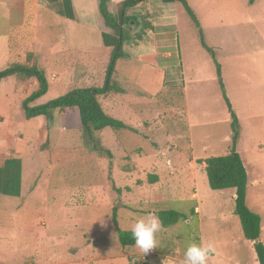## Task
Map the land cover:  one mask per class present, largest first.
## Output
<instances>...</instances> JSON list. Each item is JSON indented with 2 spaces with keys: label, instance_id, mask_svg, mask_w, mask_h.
<instances>
[{
  "label": "rangeland",
  "instance_id": "obj_1",
  "mask_svg": "<svg viewBox=\"0 0 264 264\" xmlns=\"http://www.w3.org/2000/svg\"><path fill=\"white\" fill-rule=\"evenodd\" d=\"M154 1L150 0L149 10L159 11ZM112 7L109 4L113 13ZM143 8L129 9L126 15L140 20L147 13ZM191 9L202 28L203 42L221 66L225 95L240 124L236 147L248 176L246 205L260 216L259 239L264 245V56H258L264 51L255 49L261 42L250 29L235 32L238 27L250 28V23L227 18L226 14L234 15L231 10L218 13L219 20L206 18L205 25L202 13ZM180 12L175 10L173 17L181 63L185 69L191 66L184 79L192 69L201 77L200 83L192 84L198 100L189 114L191 145L184 137L182 109L166 107L156 99L167 89L164 74L160 81L162 74L155 66L153 45L138 52L124 44L127 58L116 62L111 78L117 92L108 95L111 100L101 97L114 117L135 132L105 128L88 134L74 109L54 111L52 120L42 119L39 129L38 120L22 119L20 105L14 114L0 115V165L15 156L23 166L21 196H0V262L133 264V260L142 264L144 254L138 248L118 244L110 217L116 208L123 231H130L136 219L150 213L173 210L186 215L185 221L161 228L155 255L147 257L145 264H183L184 250L193 242L214 245L208 264H258L252 243L243 238L233 214L234 190H211L199 167L192 180L188 167L192 157L229 152L230 117L211 58L200 46L197 29L182 8ZM14 59L0 45V71ZM48 82L44 100L49 102L63 90L57 82L54 86ZM136 92L141 93L136 96ZM214 92L220 94L218 100ZM206 108L210 109L207 116ZM157 174L163 181L148 184L147 175Z\"/></svg>",
  "mask_w": 264,
  "mask_h": 264
},
{
  "label": "crops",
  "instance_id": "obj_2",
  "mask_svg": "<svg viewBox=\"0 0 264 264\" xmlns=\"http://www.w3.org/2000/svg\"><path fill=\"white\" fill-rule=\"evenodd\" d=\"M122 1L124 0H108V12L111 15H115L116 5ZM185 1L195 11L202 13L205 25L206 18L219 20L221 17H218V13L225 12L227 9L231 10L234 15L226 14L227 18H234L238 22L241 21L243 25L250 23V28L238 27L235 32L243 33V31H249L250 29L252 35L256 36V40L261 42L260 47L257 46L258 48L255 49L264 51V0H256L251 5H246L245 0ZM109 4H112V10H115L113 13L112 11L110 12ZM154 4L160 9L157 11L160 19L156 22L157 25H154L155 28L151 35L153 45L151 46L157 56L155 66L162 74L160 81H162L165 69L181 66L185 122L184 137L191 145L189 114L191 110L197 107L196 103L198 100L192 84L200 83L201 77L199 76V71L192 69L190 76L184 79L186 71L188 72L191 66L185 69L186 67H183L181 63L176 32L177 25L173 17L175 10L181 13V6L178 3L162 6L160 5V0H155ZM151 5L153 4L150 3V0H146L136 8L144 7L150 9L151 7L149 6ZM106 32H109V30L105 27L99 15L98 0H0V45H4L10 56L15 58V61L23 58V64L26 66L37 65L44 71L47 82L52 81L53 84L51 86H54L56 82L58 83V88L63 90V95L77 88H99L103 86L111 52L102 43V33ZM127 46L130 47L129 44ZM146 48L134 50L141 52ZM96 50L98 51L96 54L90 53ZM104 50L105 53H103ZM124 54L127 56L126 52ZM259 55L264 56V52L258 53ZM54 68H57L58 71H53ZM152 74L155 76V70ZM213 81L214 78L210 77V82ZM124 82L128 85L130 84V82ZM37 89L38 83L35 78H28L21 74H14L1 80L0 115H11L19 105L21 107V102ZM49 89L48 82L46 94ZM133 90L136 91L134 88ZM196 91L200 93V90ZM20 92L21 96H17ZM137 92L136 96H139L141 92L138 94ZM46 94L36 99L29 106L34 107L46 104L48 102L44 100ZM214 94L215 100H218L220 94L217 95L215 92ZM101 97L109 99L108 95ZM101 97L99 101L104 111L114 117L112 108H108L106 100L104 102ZM121 106H123L122 103ZM110 107L112 106L110 105ZM209 111L210 109L206 108V116ZM42 119V117L32 119L38 120V129L42 127ZM76 119L79 122L78 116ZM239 141L240 139H238L236 146H238ZM236 151L239 153L238 147H236ZM205 158L207 157L203 159L192 157L188 161V167L192 171V180L195 179V169L197 167L202 170L201 174L203 173L205 164L197 163V160H204ZM162 181L157 174V182L155 184H160ZM193 191L195 192V189ZM196 211L197 209L194 210V213ZM0 264L10 263L1 261ZM52 264L58 263L54 262Z\"/></svg>",
  "mask_w": 264,
  "mask_h": 264
},
{
  "label": "trees",
  "instance_id": "obj_3",
  "mask_svg": "<svg viewBox=\"0 0 264 264\" xmlns=\"http://www.w3.org/2000/svg\"><path fill=\"white\" fill-rule=\"evenodd\" d=\"M145 1L124 0L116 5V14L111 15L107 9L108 0H98L99 15L105 27L109 30V32L102 33V43L104 47L111 50L102 87L73 89L44 105L30 107L29 105L32 102L45 95L48 90V82L44 71L35 64L26 66L18 61L13 62L8 68L0 71V81L14 74H21L28 78H35L38 83V89L21 103L22 119L28 121L36 117H42L48 122L52 120L54 111L74 109L78 113L80 126L88 134H91L92 131H101L105 128H109L114 132L121 130L135 132L133 128L124 124L121 120L106 114L99 98L109 95L111 92H117L111 78L115 73L116 62L126 57L123 51L124 44H129L133 49L152 45L151 35L154 31V25L160 19L157 11L144 8L147 13L140 20L133 15H126L127 10L139 9L136 7ZM254 1L256 0H248V3L251 5ZM160 3L165 6L178 3L181 6L183 12L197 29L200 46L211 58L220 94L230 117V147L229 152L225 155L210 156L204 160H197V163L205 164L204 171L211 190H234L233 214L239 219L243 238L252 243L257 263L264 264V245L259 239L261 219L259 215L253 213L246 205L248 176L241 157L236 151L240 135V124L225 95L220 64L216 60L214 51L203 42V32L198 18L187 2L185 0H160ZM130 23L134 24V32L129 30ZM181 72L180 65L164 70L163 85L166 87L167 92L160 94L156 99L166 107L178 108L183 111V79ZM22 173L23 166L20 158L10 156L4 159L0 165V196L8 198H19L21 196ZM146 180L148 184H154L157 182V176L147 175ZM110 213L111 224L118 244L123 248L134 247L131 232L123 231L118 227L116 208H112ZM156 216L159 218L162 228H168L179 221L187 219L186 215L173 210L158 211L156 212ZM132 263L138 264L133 262V260Z\"/></svg>",
  "mask_w": 264,
  "mask_h": 264
},
{
  "label": "clouds",
  "instance_id": "obj_4",
  "mask_svg": "<svg viewBox=\"0 0 264 264\" xmlns=\"http://www.w3.org/2000/svg\"><path fill=\"white\" fill-rule=\"evenodd\" d=\"M161 228L159 218L153 213L136 219L130 228L134 246L142 254H147L150 250L155 249L158 246L157 233L161 231ZM214 252L215 247L212 243L193 242L184 250L183 264H208V260Z\"/></svg>",
  "mask_w": 264,
  "mask_h": 264
},
{
  "label": "built area",
  "instance_id": "obj_5",
  "mask_svg": "<svg viewBox=\"0 0 264 264\" xmlns=\"http://www.w3.org/2000/svg\"><path fill=\"white\" fill-rule=\"evenodd\" d=\"M155 255V249L150 250L147 254H144L143 257L141 258L142 261H144V263L147 261L146 258L147 257H152Z\"/></svg>",
  "mask_w": 264,
  "mask_h": 264
}]
</instances>
